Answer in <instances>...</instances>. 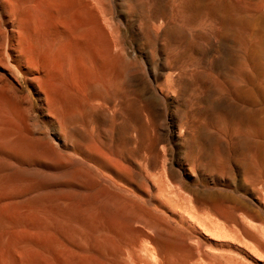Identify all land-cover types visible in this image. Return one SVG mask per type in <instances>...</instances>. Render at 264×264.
<instances>
[{
	"label": "bare ground",
	"instance_id": "1",
	"mask_svg": "<svg viewBox=\"0 0 264 264\" xmlns=\"http://www.w3.org/2000/svg\"><path fill=\"white\" fill-rule=\"evenodd\" d=\"M198 2L201 0H120V21L141 40L138 53L144 67L139 72L137 56H129L118 41L111 0H0V264H188L194 254L191 255L185 235L168 222L171 219L166 221V217L145 211L136 197L124 192L125 185L123 188L118 184L128 183L141 167L152 169L161 156L163 151L156 148L158 133L152 141L146 138L151 126L165 135L164 153L171 155L174 146L178 147L190 171L211 158L220 160L223 150L219 153L220 146L215 143L218 150L211 145L209 148L204 141L206 136L223 140L229 148L243 139L242 156L247 168L256 172L253 179L248 175L250 171L247 176L253 183H263L264 121H247L245 130L240 126L243 130H231L225 121L221 125L223 117L215 116L213 107L240 99L264 103V0H212L204 7ZM240 13L249 18L242 15L240 19ZM253 25L257 29H252ZM226 43H232L238 55L232 68H227L231 77L224 75L227 60L223 51L231 48ZM222 69L226 70L224 74ZM160 71L169 77L166 90L151 84ZM137 76L145 84L140 92L127 83ZM23 82L36 97L37 108ZM156 118H162L158 126L154 124ZM210 125L215 132H209L213 130ZM65 151L71 154L66 155ZM227 173L221 172V176L224 178ZM159 175L154 181L157 184L163 179ZM257 184L253 188L258 190L262 184ZM158 189L160 195L162 191ZM179 190L174 194L178 196ZM150 192L148 188L147 193ZM165 199L169 202V198ZM186 199L190 197L182 201L188 203ZM193 212L187 214L198 221L195 216L200 213L193 216ZM202 214L205 220L214 216L205 214L204 218ZM228 216L224 225L232 220ZM235 217L234 220L241 218ZM135 219L152 223L153 233L133 227L131 222ZM216 224L226 229L218 225V219ZM256 230L259 235L264 232L263 228ZM218 231L210 234L217 236L226 230ZM244 242L248 249L252 242ZM124 245L131 249L126 251L129 254L125 262L119 258L120 254L124 256ZM252 248L249 249L255 250L256 255L261 253ZM202 261L197 260V264Z\"/></svg>",
	"mask_w": 264,
	"mask_h": 264
},
{
	"label": "rangeland",
	"instance_id": "2",
	"mask_svg": "<svg viewBox=\"0 0 264 264\" xmlns=\"http://www.w3.org/2000/svg\"><path fill=\"white\" fill-rule=\"evenodd\" d=\"M114 2V3H113ZM199 3V5L201 6V7H204V5L205 4H207L208 3V5H210L211 3H212V0H205V3L203 2V0H201V3L200 2H198ZM204 3V4H203ZM206 6V5H205ZM111 17H112V21L114 22V24L116 25V27H117V34H118V41H119V43L126 49V51H127V53H128V55L129 56H131V57H134V56H137V63H136V67H137V70L139 71V72H142L143 71V67H144V63H143V58H142V56L138 53V50H139V48L141 47V40L140 39H138V38H136L135 36H133L132 35V33H131V29L128 27V26H125V24L123 23L122 24V22L120 21V20H122V8L120 7V0H111ZM112 14H114V15H112ZM243 15V16H242ZM232 16H234V18H236L237 17V14H235V13H232ZM238 16H239V18L242 16V17H244V18H246L247 16L244 14V13H240V14H238ZM121 18V19H120ZM248 18H249V16H248ZM237 19H238V17H237ZM241 19V18H240ZM243 19V18H242ZM115 20V21H114ZM263 23H264V21H263ZM256 24V27L257 28H259L260 26H258V24L257 23H255ZM254 24V25H255ZM118 25V26H117ZM252 26V29H257L255 26ZM261 28H264V25L263 24H261ZM231 32V31H230ZM122 33V34H121ZM123 36V37H122ZM123 39H124V41H123ZM125 45V46H124ZM230 45V46H229ZM229 45H228V43H226V47L227 46H229V47H231L230 49L227 47V50L225 49L223 52H224V56H225V59L227 60V63H226V65L227 66H225L226 68H224V69H226L227 70V68L228 67H230L229 69H231L232 68V65H233V63L235 62V59L238 57V55L234 52V46L232 45V43H229ZM233 48V49H232ZM232 49V50H231ZM227 51V52H226ZM232 51V52H231ZM232 53V54H229V53ZM137 54V55H136ZM230 55V56H229ZM227 57V58H226ZM231 57V58H230ZM230 58V59H229ZM232 59V61H229V60H231ZM138 60H139V62H138ZM234 60V61H233ZM231 62H232V64H231ZM140 63V64H139ZM228 63L230 64V65H228ZM141 66V67H140ZM140 68V69H139ZM224 69H222V73L224 74V72L226 71V70H224ZM229 69L226 71V73L224 74L225 76L227 75V77H231V75H232V73L231 72H229V74L227 73L228 71H229ZM140 77H132L131 79H129L128 81H127V83H128V85L130 86V88L132 89V90H135V91H137V92H140L141 90H142V88L144 87V81L140 78ZM167 78V79H166ZM137 79V80H136ZM139 80H140V82H139ZM166 80V81H165ZM159 83V84H158ZM161 83V84H160ZM152 85L154 84V86H159V87H161V88H163L164 90H166L168 87H169V77H168V74H167V72H164V71H160L157 75H156V77L152 80V83H151ZM23 88H24V90L26 91V92H28V93H30L31 94V96L33 97V99H34V101H35V107L37 108L38 107V104H37V99H36V97L33 95V93H32V91H31V89H30V87L25 83V82H23ZM147 96H149V94H147ZM99 102V100H95V103L96 102ZM243 103H242V102ZM254 101H256V102H254ZM97 102V103H98ZM235 102V103H234ZM236 102H238V103H236ZM253 102V103H252ZM231 103V104H230ZM248 103V104H247ZM257 103V104H256ZM257 106H256V105ZM254 105V106H253ZM247 106V107H246ZM256 106V107H255ZM249 107V108H248ZM252 107V108H251ZM251 108V109H250ZM169 109H172L171 107L169 108ZM222 109V110H221ZM230 109V110H229ZM225 110V111H224ZM215 111L217 112V111H219V112H217V113H215ZM231 111V112H230ZM230 113V115H229V113ZM213 113L215 114V116H217L218 117V115H219V117H223L222 118V121H223V123H221V125H224V121H225V124L227 123V126L231 129V130H233V129H236V127L238 128L239 126L240 127H242L244 130H245V124H247L249 121H253V122H263L264 121V103H262V102H259V101H257V100H245L244 101V99H240V100H232L231 102H221V103H218V104H215V106L213 107ZM226 113V115H223V114H225ZM247 113V114H246ZM217 114V115H216ZM220 115H222V116H220ZM257 115V116H256ZM229 116H231V117H229ZM233 116H234V118L236 119V122H235V119H233ZM236 116V117H235ZM261 116V117H260ZM239 117V118H238ZM230 118V119H229ZM233 120H232V119ZM243 119V120H242ZM249 119V120H248ZM162 121V118H156L155 120H154V124H156L155 126H158L159 124H160V122ZM239 121V122H238ZM240 121H242V122H240ZM244 121H246V122H244ZM248 121V122H247ZM156 122V123H155ZM41 123V125L42 126H44V124L42 123V122H40ZM234 123V124H233ZM240 123V124H239ZM173 124H175V121H173ZM220 125V126H221ZM236 125V126H235ZM152 128H151V132L149 133V134H147L146 135V138L148 139V140H150V141H152L153 140V137H154V135H156L157 133V135L159 136L158 137V140H157V143H156V148L159 150V152L161 153L162 151V153L165 155H163L162 153H161V156H160V154H159V157L157 158V163L156 164H154V166H153V168L155 169V171H154V169L152 168V169H147V168H145V167H141V169L142 170H139V171H134L133 172V174H132V177H134V178H132L131 177V179H130V181H128V183H125V182H118V184H119V186H121V187H123L124 185V189H125V193L126 194H132L134 197H136L137 198V200L142 204V206H143V208H144V210L145 211H147V212H149V213H152V214H154L155 216H157V217H161V218H163V219H165V217H166V221H168V220H170V221H168V222H170V224L172 223V226L173 227H177L178 228V230L181 232V233H183V235H185V237H186V243H188L187 245L192 249V251L194 252H192V254L191 255H193V256H191L190 257V259L191 260H189L191 263L193 262V264H195V262H196V264L199 262V261H204V262H206V264H208L209 262V264H218V262H216L217 260L218 261H220L219 262V264H230L231 263V261H232V264H264V255H263V253H264V237H263V234H264V232H263V234H260L259 235V230H256V229H258V228H260V230H262V228H263V230H264V194H262V193H264V181H263V183H261V182H259L258 184L260 185V184H262V187H261V185L260 186H258V184L257 183H253V180H251V179H253V176H256V172L254 173V169L252 168V169H250V168H247V165H246V160L244 159V156H242V155H244V152H245V141L243 140V139H239V143L238 144H236V143H234L233 145L231 144L230 145V148L228 147V144H226V142H224L223 140H220V139H218L217 140V138L215 137H212V136H206L205 137V143H206V145L207 146H209V148L212 146L213 147V149H214V147H216V149L218 150V147H219V150H218V152L219 153H221V151L223 150V152L220 154L221 155V157L219 156V158H220V160L218 159V157H214V159L213 158H211V160L212 161H207V163L205 162V163H201L200 164V166H198L195 170H191L190 171V167L188 166V161L185 159V157H184V155L182 154V151L178 148V147H176V146H174L175 147V149L173 150L172 149V154L171 155H167V154H165L164 153V150H165V147H166V142H167V140H166V138H165V135H164V133L160 130L159 131V129H157V131L155 130V127L154 126H151ZM233 127H235V128H233ZM239 127V128H240ZM209 129H213L212 131H210ZM208 130H209V132H215L214 131V127H213V125H210V128H209ZM241 129V128H240ZM243 129H241V130H243ZM154 130V131H153ZM156 131V132H155ZM154 132V133H153ZM153 134V135H152ZM152 135V136H151ZM177 135H178V132H177ZM152 138H151V137ZM151 138V139H150ZM218 142V143H217ZM214 143H215V145H219V146H214ZM159 144V145H158ZM163 144V145H162ZM222 144V145H221ZM133 146L135 145V144H132ZM162 145V146H161ZM211 145V146H210ZM165 146V147H164ZM235 146H237V147H235ZM241 146L243 147L242 149H243V153H240V152H242V149H241ZM160 147V148H159ZM225 147V148H224ZM162 148V149H161ZM234 148V149H233ZM241 149V150H240ZM229 151H230V153L231 154H228L229 153ZM234 151V152H233ZM238 151V152H237ZM65 154L66 155H70L71 153L69 152V151H65ZM232 155V156H231ZM235 156V158H234V156ZM225 156V157H224ZM237 156H238V158H237ZM162 159H161V158ZM166 157H168V158H166ZM222 157H224V159L222 158ZM228 157H230V158H228ZM242 157V159H241V161H239V159ZM159 158H160V160H159ZM164 158H166L165 159V161L167 160H169L168 162H165L164 161V163H167V164H165V168H164V164H163V160H164ZM173 158V159H172ZM226 159V160H225ZM229 159V160H228ZM162 160V161H161ZM213 160H215V162H213ZM223 162H222V161ZM236 160H238V161H236ZM243 160V161H242ZM173 161V162H172ZM187 161V162H186ZM226 161V162H225ZM231 161V162H230ZM219 162H221V163H219ZM238 162V163H237ZM162 163V164H161ZM210 163V164H209ZM218 163V164H217ZM222 163H224V164H222ZM240 163V164H239ZM242 163H244V164H242ZM161 164V165H160ZM172 164H173V167H172ZM209 165V167H208V165ZM216 164L218 165V166H216ZM220 164V165H219ZM226 164H228V165H226ZM231 164H233L232 166H234L233 168H230V167H232V166H230ZM158 165V166H157ZM215 165V166H214ZM222 165H223V167H222ZM241 165V166H240ZM163 166V167H162ZM168 166V167H167ZM183 166V167H182ZM207 166V167H206ZM243 166V167H242ZM245 166V167H244ZM237 167V168H236ZM157 168H159V170L157 169ZM160 168H162L164 171L162 172V169H160ZM168 169V171H167V169ZM171 168H173V169H171ZM206 168H207V170H206ZM214 168H215V170H214ZM226 168V169H225ZM247 168V170H244V169H246ZM171 169V170H170ZM209 169H211L210 171H209ZM224 171H222V170ZM225 169V170H224ZM144 170H145V173H148L147 175L144 173ZM146 170H147V172H146ZM149 170H151V171H149ZM204 170V171H203ZM212 170L215 172H212ZM142 171V172H141ZM154 171V172H153ZM159 171V172H158ZM161 171V172H160ZM172 171H173V175L171 174L172 173ZM248 171H250V172H248ZM153 172V174H156V172H157V174L155 175L156 177L158 176V174H160L159 175V177H160V179L161 178H165L164 180L163 179H161L162 180V182H164V183H160V181L158 182V184L156 183V182H154L155 181V178L156 177H154V175L153 174H151L150 175V173H152ZM191 172V173H190ZM195 172H196V174H195ZM210 172V173H209ZM221 172H222V174H225V172L227 173V172H229V173H227L226 175H228V177L226 176V175H223L224 176V178L221 176L222 174H221ZM243 172H244V176H243ZM249 174H248V173ZM253 172V173H252ZM142 173H144V174H142ZM165 176V173H166V177H164L162 174ZM251 173V174H250ZM168 174V175H167ZM194 174V175H193ZM247 174L248 175H251L250 176V178H249V176H247ZM152 175H153V177H152ZM162 175V176H161ZM143 176V177H142ZM144 176L146 177V178H144ZM168 176V177H167ZM171 176H173V177H171ZM147 177H149V179L147 178ZM151 177V178H150ZM243 177H245V178H249V179H246L245 180V178L243 179ZM141 178V179H140ZM144 179H146V182L144 183V182H142V181H145ZM149 181H148V180ZM153 181H152V180ZM171 181H170V180ZM132 180H133V182L134 183H132ZM165 180H169V182L168 181H165ZM247 180H248V182H249V180L250 181H252L251 183L249 182V185H248V182H247ZM136 181V182H135ZM140 181L142 182V183H140ZM149 182V183H148ZM154 184H152V183ZM166 182V183H165ZM244 182V183H243ZM122 183H124V184H122ZM144 183V184H143ZM159 183H160V185H159ZM168 183V184H167ZM247 183V184H246ZM253 183V184H252ZM127 184V185H126ZM146 184V185H145ZM148 184H150V185H148ZM155 184H157L158 185V187L155 185ZM161 184H163L162 185V187L163 188H161V189H158L159 187H161ZM169 186L170 184V186L168 187L167 185ZM217 184V185H216ZM255 184H257V186L260 188H262V189H259L258 188V190L257 189H255L256 188V186H255ZM123 185V186H122ZM129 185V186H128ZM143 185V186H142ZM255 186V188H253L254 186ZM156 186V187H155ZM166 186V188H167V191L166 190H164L165 187ZM171 186H173V188L176 190V189H180L179 191H176L177 192V194H178V196L176 195V193L174 194V192H175V190L174 189H170L169 191H168V188H170ZM129 187H130V189H129ZM133 187V188H132ZM252 187V188H251ZM140 188H142V189H140ZM148 188H149V192L150 191H152V193L150 192V193H147V191H148ZM157 189L160 191H165V192H169L168 194L167 193H165L164 194V192H163V195H162V192H160V195L158 194L159 192H157ZM252 189H253V191H252ZM134 192H133V191ZM145 190H147V191H145ZM174 190V191H173ZM257 192L258 191V193L259 192H262V193H256L255 191ZM129 191V192H128ZM130 191H132V192H130ZM182 191V192H181ZM134 193V194H133ZM156 193V194H155ZM246 193H248V194H246ZM138 194H140V195H138ZM169 194H174V197L172 196H170ZM182 194V195H181ZM255 194V195H254ZM261 194V195H260ZM141 195H143L142 196V198L143 199H140L141 197ZM149 195H151L152 197H148ZM166 195V196H165ZM175 195L178 197V199H177V197L175 198ZM179 195H181L180 196V201H179ZM188 195V197H190V200L189 199H186V200H189L188 201V203H187V201L186 202H183L182 200L184 199V198H188V197H186ZM246 195V196H245ZM249 195V196H248ZM259 197H258V196ZM160 196H162V197H160V198H162V199H160L161 201H163V203H161L160 201H159V197ZM185 196V197H184ZM262 196V197H261ZM148 197V198H147ZM164 197V198H163ZM165 197L166 198H169V202H167L166 201V199H165ZM171 197V198H170ZM181 197H182V199H181ZM192 197L194 198V199H192ZM248 197H250V198H248ZM257 197V198H256ZM144 198H145V200H144ZM149 198H151V199H149ZM173 198V199H172ZM260 198H262V200L260 199ZM171 199V200H170ZM198 199V200H197ZM200 199L203 201V202H201L200 201ZM144 200V201H143ZM176 200V201H175ZM150 201H152V202H154L153 204H152V202H150ZM171 201H172V203H171ZM179 201V202H178ZM190 201H191V203H190ZM207 201V202H206ZM262 201V202H261ZM174 202H176L175 204L177 205L178 204V206H182L181 208H178V206H175V204H174ZM178 202V203H177ZM180 202H181V204H180ZM194 202H196V203H194ZM197 202H198V204H197ZM223 202V203H222ZM255 202H257V203H255ZM156 203V204H155ZM169 203H171V204H169ZM185 203H186V205H185ZM202 203V204H201ZM205 205H204V204ZM144 204V205H143ZM188 204V205H187ZM192 204V205H191ZM206 204H207V206H206ZM257 206H256V205ZM171 205H173L172 206V208H171ZM192 206L191 208H190V206ZM194 205H196V207H195V209H194V212L192 211L193 210V208H194ZM199 205V206H198ZM217 205V206H216ZM227 205V206H226ZM184 206V207H183ZM185 206H188V208H186ZM200 206H202V207H200ZM209 206V207H208ZM229 206H230V208H229ZM259 206V207H258ZM147 207V208H146ZM162 209V211L160 212V208ZM176 207H177V209H176ZM200 207V208H199ZM206 207V208H205ZM213 207H215L214 209H213ZM225 207H227V209H228V211H227V209L225 208ZM233 207H235V209H233ZM175 208V209H174ZM185 208V209H184ZM202 208V209H201ZM205 208V209H204ZM213 209V211L212 210H210V209ZM232 208V209H231ZM155 209V210H154ZM164 209V210H163ZM174 209V210H173ZM180 209H181V211H180ZM192 209V210H191ZM196 209H197V211H196ZM204 209V210H203ZM179 211V212H177V211ZM182 210H184L183 212H182ZM190 210H191V212H190ZM202 210V211H201ZM205 210H207L208 211V213H210L209 214V216L210 215H213L214 214V216H218L217 217V219H218V225L220 224V226H223L224 225V222H225V220L226 219H224L225 218V216H226V218H227V215H229L228 216V218H230V219H232L233 221H235V220H237L238 221V223L235 221V222H232V220H230L231 221V223L229 224V222L227 221L226 223H225V225L223 226V228H225L226 227V229H224V230H222V228L220 227H218V226H215V225H217L216 223H217V219H216V217L214 218V216H207V211H205ZM231 210V211H230ZM186 211V212H185ZM223 211V212H222ZM227 211V212H226ZM232 211H234V213L232 212ZM155 212V213H154ZM166 212H168V213H166ZM175 212V213H174ZM187 212L188 213H190L191 215H192V212L193 213H195V214H193V216H195V215H198L199 213V216H195V220H196V218H198V221H199V219H201L200 220V222L199 223H201L202 222V219H203V217L201 216V214H202V212H203V214L202 215H204V218H206L205 217V214H206V216L207 217H209L210 219L212 218V219H214L213 221L212 220H210V219H208L207 218V220L209 221H207V220H205V219H203L204 221H206L208 224H209V227H207V223H203L204 224V226H206L207 227V229H205L206 227H204L203 226V224L201 223V225L198 223V221H194V220H192L191 218H192V216L190 217L189 216V214H187ZM198 212V214H196ZM206 212V213H205ZM213 212V213H212ZM214 212H216V213H220V215H219V213H218V215H216ZM251 212V213H250ZM161 213V214H160ZM176 213H178V214H176ZM182 213V214H181ZM187 215H186V214ZM205 213V214H204ZM235 213H238L237 215H234ZM240 213L242 214V213H246V215H248V218H249V220H248V218H247V216L244 214L243 216H246V218H244L242 215L240 216ZM255 213H256V215H255ZM165 214H166V216H165ZM226 214V215H225ZM178 215V216H177ZM223 215V217H221ZM175 216H176V218H175ZM235 216H237V217H241L240 219H238L237 217H235ZM251 216V217H250ZM172 217V218H171ZM174 217V218H173ZM180 217V218H179ZM182 217V218H181ZM200 217H202V218H200ZM232 217V218H231ZM233 217H235V218H237V219H233ZM183 218H184V220H183ZM194 218V217H193ZM223 218V219H222ZM247 219L246 220V222H245V220L244 219ZM188 219V220H187ZM216 219V220H215ZM242 219V220H241ZM255 219V220H254ZM190 220H192V221H190ZM219 220H221L220 222H219ZM228 220V219H227ZM252 220L254 221V224L252 223ZM263 220V221H262ZM141 220H139V219H135V220H133L132 222H131V225L133 226V227H135V226H138V228H141L143 231H149V233L150 232H152L153 233V231H154V229H153V226H152V223H150V222H145V221H141ZM188 221V222H187ZM214 221H216L215 223H214ZM248 221V222H247ZM250 221V222H249ZM192 222V223H191ZM210 222L211 223H214V226L213 225H210ZM223 224H222V223ZM258 222V223H257ZM141 223V224H140ZM179 223V224H178ZM185 224L184 226H182L183 224ZM235 223H236V225H235ZM245 223V224H244ZM250 223V224H249ZM136 224H138V225H136ZM140 224V225H139ZM143 224V225H142ZM231 224H233V225H231ZM241 224V225H240ZM243 224V225H242ZM260 224H262V228H261V226H260ZM135 225V226H134ZM142 225V226H141ZM227 225L228 226H230L229 228L227 227ZM197 226V227H196ZM204 227V229H203V227ZM212 226L214 227V229L216 230V227H218L219 229H217L216 231L219 233V231L218 230H220V232L221 231H228V234L230 235H227V233H226V235H225V232H222V234L220 233V234H218V235H225L226 237V239L225 238H223L224 237V235L223 236H219L218 237V235L217 236H215L217 233H216V231L212 228ZM239 226V227H238ZM251 226H253V227H251ZM146 227V228H145ZM148 227V228H147ZM185 227H187V228H185ZM258 227V228H257ZM185 228V229H184ZM208 228H212V229H210V232H212L213 230L215 231V232H212V233H216V234H214V235H212V234H210V232L208 231L209 229ZM243 228V229H242ZM248 228H250V229H248ZM152 231H151V230ZM196 229V230H195ZM230 229H233L232 230V232L230 231ZM203 230H205V232L206 233H204L203 232ZM207 230V231H206ZM234 230H236L235 232H233ZM242 230V231H241ZM256 230V231H255ZM252 231H254V232H252ZM209 232V233H208ZM239 232H240V236H238L237 234H239ZM256 232V233H255ZM147 233V232H146ZM152 233H150V234H152ZM192 233H195V235H193ZM196 233H198L197 235H198V237L196 236ZM231 233V234H230ZM233 233H235L234 234V237H233ZM246 233H249L248 235H246ZM260 233H261V231H260ZM206 234V235H205ZM255 234L257 235V236H255ZM200 235V236H199ZM231 235H232V237H231ZM190 236V237H189ZM227 236L228 237H230L229 239L227 238ZM242 236V237H241ZM251 236V238H249ZM222 237V238H221ZM236 237H237V240H236ZM240 237L242 238L241 240L242 241H239L240 240ZM257 238V239H255V238ZM191 238V239H190ZM194 238V239H193ZM198 240H197V239ZM218 238V239H217ZM246 238V239H245ZM252 238H253V240H252ZM258 238H261V239H258ZM140 239H142V240H145L144 238H140ZM202 239V240H201ZM204 239V240H203ZM250 239V240H249ZM255 239V240H254ZM192 240V242H190ZM193 240H195V241H193ZM197 240V241H196ZM246 240L247 242L248 241H250V243H251V246L249 247L250 249L253 247V245L252 244H254V243H256V244H254V247L252 248L253 250L254 249H256V251L258 252V253H260V254H257L256 255V252H254V251H252V250H250L249 248L247 249V247L248 246H246V245H248V244H246V242H244V241ZM258 240V241H257ZM260 240H263V241H260ZM204 241H206V242H204ZM237 241V242H236ZM239 241V242H238ZM254 241V242H253ZM190 242V243H189ZM197 242V243H196ZM243 242V243H242ZM195 243V244H194ZM201 243V244H200ZM246 244L245 246L243 245V244ZM249 243V242H248ZM258 243H260V244H258ZM263 243V244H262ZM194 244V245H193ZM198 244V245H197ZM262 244V245H261ZM191 245V246H190ZM257 245H259V246H257ZM261 245V246H260ZM125 247H122L123 248V254H124V256L123 255H119V258H122L121 259V261H124L125 262V260L127 259V256H128V252H126L128 249H129V252H130V247L128 246V245H124ZM128 246V247H127ZM208 246V247H207ZM192 247H196V249L195 248H192ZM244 247H246V248H244ZM263 247V248H262ZM127 248V249H126ZM205 248V249H204ZM257 248H259V249H257ZM243 249V250H242ZM247 249V250H246ZM197 250H200L199 252L197 251ZM202 250V251H201ZM248 251H249V253H248ZM197 252V253H196ZM247 252V253H246ZM205 253V254H204ZM255 255H254V254ZM200 254H202V255H200ZM220 254H222V256L220 255ZM262 254V255H261ZM196 255H199L198 257L199 258H201V260L200 259H198V257L196 256ZM204 255H205V257H204ZM213 255V256H212ZM259 255V256H258ZM220 256V257H219ZM232 256V257H231ZM246 256V257H245ZM228 257V258H227ZM195 258V259H194ZM212 258H214V259H212ZM218 258V259H217ZM239 258V259H238ZM252 258V259H251ZM228 259V260H227ZM244 259V260H243ZM247 259V260H246ZM128 260V259H127ZM193 260V261H192ZM195 260V261H194ZM197 260H198V262H197ZM213 260H215V261H213ZM230 260V261H229ZM235 260V261H234ZM241 261V262H239V261ZM188 261V262H189ZM202 261V262H203ZM246 261V262H245ZM127 263L129 262V261H126ZM190 262L188 263V264H190ZM202 262H200V264H203ZM239 262V263H238ZM128 264H130V262L128 263Z\"/></svg>",
	"mask_w": 264,
	"mask_h": 264
}]
</instances>
